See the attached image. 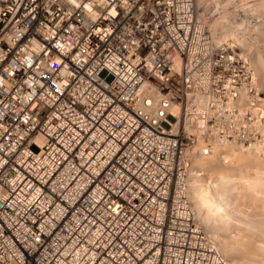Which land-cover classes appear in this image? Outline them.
<instances>
[{"label": "built area", "instance_id": "obj_1", "mask_svg": "<svg viewBox=\"0 0 264 264\" xmlns=\"http://www.w3.org/2000/svg\"><path fill=\"white\" fill-rule=\"evenodd\" d=\"M213 18L196 0H0V264H232L188 182L192 157L250 147L259 94Z\"/></svg>", "mask_w": 264, "mask_h": 264}, {"label": "rangeland", "instance_id": "obj_2", "mask_svg": "<svg viewBox=\"0 0 264 264\" xmlns=\"http://www.w3.org/2000/svg\"><path fill=\"white\" fill-rule=\"evenodd\" d=\"M202 2H204V3L200 4L197 7L199 14L205 13L206 15L214 16V18L212 20L213 21L212 25L214 23H221L224 26V30H223L224 33L222 35H225L226 38H230V40H231V38L235 39L236 43H238L237 45H239V47L242 49L244 56L249 60V62H251L252 67H253V65L257 66L256 67L257 71H255L256 69L254 70V67H253V70H254V72H256L254 74L256 75L255 79H256V87H257L258 94H259V101L257 102L258 106H256L254 112L253 113L251 112V114H250L251 119L249 120V122L247 124V128L249 130L247 140H248V143L251 144L249 148H247V149L245 148L243 150H238V151H237V149L236 150H230L229 149V150H226L225 152H219L220 150L217 149L214 152V154L210 157H207L204 162L201 160V164L192 163L193 167H191V168L193 169V172H196L197 175H200V176H196L198 181H204V179H205V182H203L205 184L204 185L205 187L209 186L208 184L206 185V182L211 177V174H212V177H214L217 173L222 172L221 173L222 178H224L226 180L221 181V185H223V186L228 185L227 187L230 188V192H231L230 195H232L233 197L234 196L236 197V198L235 197L233 198L231 196L233 198V202H236L235 200L240 199L237 201L240 208H241L240 211H243L244 213L246 211V213L249 214L250 209H252V208L258 209L257 207H259L261 210L262 206L264 205V202H263L264 201L263 200L264 199V196H263L264 195V191H263L264 190V166H263L264 165V161H263L264 160L263 159L264 158V150H263L264 149V85H262V84H264V80H263L264 74H262V73H264V70H262L261 68L259 69L258 68L259 65L257 63H255V58L258 57V54H259V57L261 59H264V16H263L264 15V7H263L264 6V0H244V1L243 0H202ZM252 60H254L253 61L254 63L252 62ZM259 70H261V71H259ZM260 73L263 76L262 75L260 76L259 75ZM256 77H258V78H256ZM260 81H262V82H260ZM249 150L251 152L252 151L253 152L251 153ZM247 152H249V153H247ZM243 153H244V156H241V155H243ZM248 154H250V156ZM226 155L228 156V158L226 160L224 159L222 161V163H221L222 165L221 166L216 165L217 170H215V167H216L215 165H209L210 162L213 161L212 158L214 159L215 157H217V158L221 159L222 157H225ZM230 156H232V157H230ZM234 156H235V158H234ZM247 156H249V157H247ZM252 156H255V157L253 158ZM241 157H243V158H241ZM256 157H257V160L255 159ZM217 158H215V159H217ZM229 158H231V159H229ZM245 158L247 159V161L248 160L249 161L248 162L245 161ZM259 158L260 159L262 158L261 160L263 162L260 160V163L259 162L257 163L256 161H259ZM193 160H194V157H193ZM242 161H243V163H241ZM244 163H245V165H244ZM246 163H248V164H246ZM253 163H254V165H253ZM238 164L240 166H238ZM232 165H233V168L235 167L234 169L232 168ZM203 166L204 167L208 166V167L206 169V167L204 168ZM210 167L212 170L211 169L208 170V168H210ZM237 167L239 169H236ZM226 168L230 173L232 172L231 170H233V172L231 173L233 175H231L229 173V175H230L229 176L228 171H226ZM246 168H247V170H246ZM218 169H219V171H218ZM252 169L253 170L255 169L254 172ZM215 171H216V174L214 173ZM241 173H243V174L241 175ZM258 176H260L261 178L263 177V178L260 179V177H258ZM227 177H228V179L231 178L229 180V182H228ZM240 177H242V178L240 179ZM244 177H246V179ZM237 178H239L240 180ZM234 179H236V180H234ZM232 181H234V183ZM243 181H244V183H243ZM256 181H257V183H255ZM238 182H240V183H238ZM203 183L200 182V185L202 186ZM230 183H233V184H230ZM216 184L219 185V182ZM234 185H236V186H234ZM201 186H200V188L203 187V186L202 187ZM238 186L240 189H238ZM205 187L203 188V190L205 189ZM235 187H237V188H235ZM210 188H212V186ZM259 189H261L262 191H260ZM209 190L207 191V188H206L207 193L209 192ZM242 191H244L245 193H243ZM249 192H250V194H249ZM261 192L263 195L261 194ZM236 193H241V194L239 196V194H236ZM190 195H191V193H190ZM242 195L243 196L245 195V197H243ZM253 196H254V198H255V196L258 197V198L257 197L255 198L256 200H258L259 198L261 199V200L259 199L258 202L256 201V203H260V201H261L260 205L257 204V206L254 207L253 203L251 204V200L254 199V198H252ZM237 197H239V198H237ZM240 197L247 198V199H249L250 202L246 201L245 199L241 201V199H243V198H240ZM248 197H250L252 199H250ZM261 197H263V198H261ZM240 201H241V204L239 203ZM237 202H236V204H237ZM243 203H245V205ZM250 204L253 206L251 207ZM246 205H249V207L248 206L246 207ZM243 207H244V209H243ZM228 228L230 231H232L231 234L235 235V231L233 230V228L231 226H229ZM207 235L210 238L211 235H209V234H207ZM211 237L215 238V234L212 235ZM213 240L214 239H211V241L214 244ZM237 249L240 252V248L237 247ZM250 256H252V255H250ZM258 258L259 257L256 256L255 261L257 262V264H261V263L264 264L263 263L264 260L261 261L260 258H259V260H258ZM239 264H247V262H241L240 261Z\"/></svg>", "mask_w": 264, "mask_h": 264}, {"label": "bare ground", "instance_id": "obj_3", "mask_svg": "<svg viewBox=\"0 0 264 264\" xmlns=\"http://www.w3.org/2000/svg\"><path fill=\"white\" fill-rule=\"evenodd\" d=\"M244 1V0H243ZM204 2H202V0H196V4L197 7L202 4ZM264 7V6H263ZM259 10V9H258ZM261 10V9H260ZM262 11V10H261ZM264 16V15H263ZM218 24H214V26L212 27V32L214 34L216 33H220L224 30V27L221 23ZM257 32V31H256ZM259 41V40H258ZM257 55V54H256ZM255 55V56H256ZM254 56V57H255ZM264 59H261L259 57L255 58V63H257L259 66L258 68L264 70ZM254 60H252L253 62ZM254 63V62H253ZM254 70L256 69L257 66H254ZM257 71V69L255 70ZM261 71V70H259ZM263 72V71H262ZM256 73V72H254ZM258 74V73H257ZM264 74V73H262ZM261 73L259 74L260 76L262 75ZM256 76V75H255ZM263 76V75H262ZM258 78V77H256ZM258 80V79H257ZM263 80H264V76H263ZM262 80V81H263ZM259 81V80H258ZM260 81V82H262ZM264 85V84H262ZM260 86V85H259ZM257 88V87H256ZM260 88V87H259ZM255 148V147H254ZM247 149V148H246ZM264 150V149H263ZM238 151V150H237ZM250 151V150H249ZM233 152V151H232ZM251 152V151H250ZM253 152V151H252ZM251 152V153H252ZM234 153V152H233ZM237 153V152H236ZM235 153V154H236ZM249 153V152H247ZM250 153V154H251ZM246 154V153H245ZM250 154H248L250 156ZM244 156V153L243 155ZM246 156V155H245ZM247 156V157H249ZM222 157V156H221ZM232 157V156H230ZM240 157V156H239ZM246 157V158H247ZM253 158L255 156H252ZM217 158V157H215ZM214 158V159H215ZM223 158V159H222ZM217 158V159H213L212 158V162H210L209 165H217V166H221L222 161L228 158V156L226 155L225 157ZM235 158V156H234ZM243 158V157H241ZM245 158V161H247V159ZM231 159V158H229ZM251 159V158H250ZM257 160V157L255 158ZM254 159V160H255ZM262 159V158H261ZM256 161L257 163H260V160ZM264 159V158H263ZM235 160V159H234ZM243 160V159H242ZM253 160V159H252ZM233 161V160H232ZM249 161V160H248ZM247 161V162H248ZM262 161V160H261ZM264 161V160H263ZM262 161V162H263ZM261 162V163H262ZM192 163H196V164H201V159L199 160L198 158L192 157ZM203 163V162H202ZM243 163V161L241 162ZM234 164V163H233ZM248 164V163H246ZM207 165V164H206ZM208 165V166H209ZM245 165V163H244ZM254 165V163H253ZM261 165V164H260ZM202 166V165H201ZM207 166V167H208ZM214 166V167H215ZM217 166L215 167V170H217ZM224 166V165H223ZM227 166V165H226ZM238 166H240L238 164ZM248 166V165H247ZM264 166V165H263ZM193 167V166H191ZM204 167V166H203ZM202 167V168H203ZM206 167V166H205ZM204 167V168H205ZM206 167V169H207ZM213 167V168H214ZM243 167V166H242ZM246 167V166H245ZM249 167V166H248ZM257 167V166H256ZM225 168V167H224ZM233 168V165H232ZM235 168V167H234ZM233 168V169H234ZM260 168V167H259ZM211 169L208 168V170ZM221 169V168H220ZM236 169H239L238 167ZM203 170V169H202ZM212 170V169H211ZM247 170V168H246ZM253 170V169H252ZM255 170V169H254ZM253 170V172H254ZM219 171V169H218ZM226 171L227 168H226ZM233 172V170H231ZM245 171V170H244ZM231 172V173H232ZM238 172V171H237ZM242 172V171H241ZM256 172V171H255ZM206 173V172H205ZM216 174V171L214 172ZM222 172L217 173L214 177H212L211 174V179L206 182V185L208 184L210 187L212 186V188H210L209 186H204L205 184L203 182L204 181H198L197 177H196V172H193V169L191 168L190 170V180L188 182V197L189 200L191 201L192 204V208L194 211V215H195V219L197 220V222L199 223V225L201 226V228L205 231L206 234L209 235H214L215 234V238H212L210 236L211 239H214V245L216 247V249L223 255L226 257V259H228L229 262H231L232 264H239L240 261L241 262H247V264H257L256 260V256H258L260 258L261 261L264 260V205L262 206L261 210L259 207L256 208H252L250 209V213H245L243 211H240V206L238 204V200H235L237 202H233V197L232 195H230V188L227 186H223L221 185V181L226 180L224 178H222ZM229 171H228V175H229ZM230 173V174H231ZM240 173V172H239ZM238 173V174H239ZM249 173V172H248ZM207 174V173H206ZM243 173H241L242 175ZM245 174V173H244ZM261 174V173H260ZM259 174V175H260ZM227 175V174H226ZM233 175V174H231ZM230 176V175H229ZM256 176V175H255ZM226 177V176H225ZM260 177V176H258ZM257 177V178H258ZM205 178V177H204ZM208 178V177H207ZM242 177H240L241 179ZM246 179V177H244ZM263 178V177H262ZM260 177V179H262ZM201 179V178H200ZM228 179V177H227ZM231 179V178H230ZM228 179V182L229 180ZM239 179V178H237ZM239 179V180H240ZM253 179V178H252ZM256 179V178H255ZM259 179V180H260ZM236 180V179H234ZM258 180V181H259ZM242 181V180H241ZM255 181V180H254ZM200 182L203 183L202 186L200 185ZM219 182V185L216 184ZM234 183V181H232ZM230 183V184H233ZM240 183V182H238ZM244 183V181H243ZM242 183V184H243ZM257 183V181L255 182ZM259 183V182H258ZM227 184V183H226ZM254 184V183H253ZM261 184V183H260ZM248 185V184H247ZM255 185V184H254ZM200 186L202 188H200ZM236 186V185H234ZM242 186V185H241ZM253 186V185H252ZM205 187V189L203 190V188ZM231 187V186H230ZM233 187V186H232ZM257 187V186H256ZM263 187V186H262ZM209 190V192L207 193L206 191ZM237 188V187H235ZM261 188V187H260ZM238 189L239 186H238ZM243 189V188H242ZM250 189V188H249ZM248 189V190H249ZM257 189V188H256ZM190 190V191H189ZM235 190V189H234ZM247 190V189H246ZM260 191H262L261 189H259ZM253 191V190H252ZM264 191V190H263ZM191 195H190V193ZM243 193H245L244 191H242ZM248 192V191H247ZM258 192V191H257ZM207 193V194H206ZM255 193V192H254ZM233 194V193H232ZM236 194H240L241 193H236ZM235 194V195H236ZM250 194V192H249ZM260 194V193H259ZM262 194V192H261ZM246 195V194H245ZM245 195L243 197H245ZM263 195V194H262ZM233 198H232V197ZM237 196V195H236ZM250 196V195H249ZM264 196V195H263ZM240 197V198H243ZM257 196H255L256 198ZM236 198V197H235ZM239 198V197H237ZM250 198V197H248ZM254 198V196L252 197ZM250 198V199H252ZM252 199L251 200V204L253 203L254 207L258 205H260V203H256V201L258 202V200L256 199ZM258 198V197H257ZM263 198V197H261ZM246 200L249 201V199L247 198H243L242 200ZM261 200V199H260ZM264 200V199H263ZM241 201L239 202L241 204ZM250 202V201H249ZM264 202V201H263ZM245 205V203H243ZM250 206L252 207L253 205ZM242 206V205H241ZM249 207V205H246V207ZM244 209V207H243ZM246 209V208H245ZM248 211V210H247ZM229 226H231L233 228V230L235 231V235H232L231 232L229 230ZM231 228V229H232ZM233 231V232H234ZM237 247L240 248V252L238 251ZM252 255V256H250ZM250 256V257H249ZM255 257V258H254ZM258 258V260H259ZM239 262V263H238ZM260 263V262H259ZM264 263V261H263ZM262 264V263H261Z\"/></svg>", "mask_w": 264, "mask_h": 264}]
</instances>
